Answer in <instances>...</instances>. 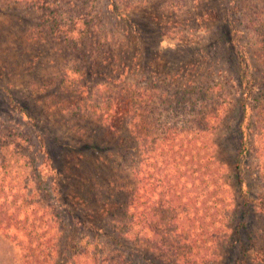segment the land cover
<instances>
[{
    "label": "trees",
    "instance_id": "16d2710c",
    "mask_svg": "<svg viewBox=\"0 0 264 264\" xmlns=\"http://www.w3.org/2000/svg\"><path fill=\"white\" fill-rule=\"evenodd\" d=\"M97 1L0 0L7 8L21 4L35 13L47 34L35 32L30 39L61 41L77 55L82 64L77 63L76 69L85 73L72 83L86 88L92 79L97 88L120 85L118 100L103 107L102 123L120 148L114 164L129 170L123 182L120 176L109 181L118 195L129 193L125 219L116 213L102 225L76 220L60 197L52 166L44 173L34 163L21 130L2 127L0 264H140L141 255L137 258L134 253L140 245L157 254L163 264H215L230 252L256 246L264 261V195L250 194L243 175L251 170L264 187V74L260 79L252 77L251 66L242 60V95L234 104L240 109L234 123L240 140L230 171L219 155L216 134L234 112L230 107L234 83L217 78L176 83L174 77L170 85L164 81L149 88L143 78L125 87L124 54L129 45L125 35L95 15ZM126 1L134 6L148 0ZM8 64L9 70L19 65L18 61ZM86 93L73 103L82 113L90 102ZM85 108L92 111L89 105ZM84 118L85 125L70 127L83 138L90 136L87 123L93 121ZM88 142L86 153L75 156L81 167L89 168L85 182L92 183L86 193L92 195L99 184L89 157L102 148L97 140ZM245 152L252 155L250 164ZM101 160L96 157L97 163ZM79 196L76 200L86 207L87 217L95 218L91 214L101 206L93 202L100 198ZM113 204L106 202L101 208L109 211ZM256 207L262 227L254 231V227L249 230L247 217Z\"/></svg>",
    "mask_w": 264,
    "mask_h": 264
},
{
    "label": "rangeland",
    "instance_id": "374dc122",
    "mask_svg": "<svg viewBox=\"0 0 264 264\" xmlns=\"http://www.w3.org/2000/svg\"><path fill=\"white\" fill-rule=\"evenodd\" d=\"M1 3L4 4L0 2V129L19 128L27 139L34 163L44 169V173H48L47 168L52 166V179L58 184L60 197L73 211L76 220L102 225L116 213H119L120 220L125 219L123 209L129 203V193L118 195L109 181L120 176L119 181L123 182L129 170L127 166L114 164L120 148L112 135L106 134L102 123L103 107L118 100L120 85L97 88L95 80L89 76L86 77L90 79L86 88L72 83L71 79L85 73L81 68L76 69L77 63L82 64L77 61V55L63 47L61 41L30 39L35 32L44 37L47 34L38 26L40 23L35 13L21 4L7 8ZM129 4L126 0H98L93 6L95 15L122 37L125 35L129 45L124 54L126 70L123 75L126 80L122 85L130 86L145 78L144 86L151 88L152 84L159 85L164 81L170 85L174 77H177L176 83L216 78L234 83L233 104L230 106L234 112L231 120L227 119L216 134L220 136L217 139L219 155L233 171L240 140L234 129L240 109L234 104L242 95V60L251 66L252 77L260 79L264 74V0H148L134 6ZM16 61L19 65L9 70L8 63ZM111 65L123 71V68ZM130 71L134 74L131 78ZM84 93L90 97V102L84 104L82 110L85 112L82 113L80 106L73 103ZM121 95L127 97L130 94L123 92ZM86 105L92 111L86 110ZM91 106L101 109L93 110ZM84 116L93 119L87 123L90 136L85 138L70 132L73 125H85ZM90 138L97 140L102 148L92 152L96 155L94 158L89 157V163H93L90 168L99 184L92 195L86 193L92 183L85 182L89 168L81 167L76 158L79 152L86 153L84 148L89 145ZM244 155L250 164L252 155L247 152ZM96 157L102 159L100 164H105L103 167L96 162ZM243 175L244 188L250 194L264 195V187L256 174L247 169ZM77 194L90 197L92 201L94 196L99 197V201L93 202L98 207H103L106 202L115 205L109 211L99 207L91 214L96 217L91 219L87 217L86 207L76 200ZM256 210L259 212L258 207L250 210L247 217L249 230L262 227V217L259 213L256 215ZM136 248L135 257L141 255L142 258L138 259L140 264H163L149 249H142V245ZM245 249L230 252L215 264H264L263 256L257 253L258 246Z\"/></svg>",
    "mask_w": 264,
    "mask_h": 264
}]
</instances>
